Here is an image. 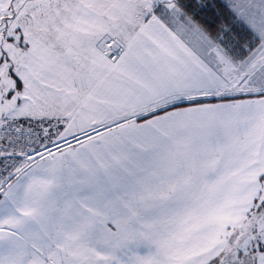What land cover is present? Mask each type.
Wrapping results in <instances>:
<instances>
[{
  "label": "snow or ice",
  "instance_id": "snow-or-ice-1",
  "mask_svg": "<svg viewBox=\"0 0 264 264\" xmlns=\"http://www.w3.org/2000/svg\"><path fill=\"white\" fill-rule=\"evenodd\" d=\"M0 264H264V0H0Z\"/></svg>",
  "mask_w": 264,
  "mask_h": 264
}]
</instances>
